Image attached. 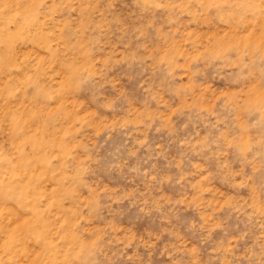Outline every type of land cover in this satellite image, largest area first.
Masks as SVG:
<instances>
[{
	"label": "rangeland",
	"instance_id": "1",
	"mask_svg": "<svg viewBox=\"0 0 264 264\" xmlns=\"http://www.w3.org/2000/svg\"><path fill=\"white\" fill-rule=\"evenodd\" d=\"M0 264H264V0H0Z\"/></svg>",
	"mask_w": 264,
	"mask_h": 264
}]
</instances>
